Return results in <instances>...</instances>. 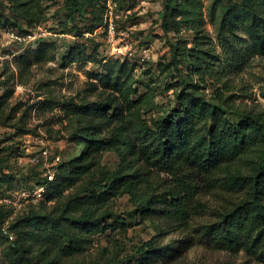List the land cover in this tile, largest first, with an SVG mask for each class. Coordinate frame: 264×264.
<instances>
[{"label": "rangeland", "instance_id": "1", "mask_svg": "<svg viewBox=\"0 0 264 264\" xmlns=\"http://www.w3.org/2000/svg\"><path fill=\"white\" fill-rule=\"evenodd\" d=\"M228 1L197 2L207 36L204 43L213 53L211 58L207 55L208 69L198 75L190 73L187 60L176 68V43L190 47L200 38L190 23L172 14L168 0H0V173L12 178L0 188V264H25L17 262L4 228L14 233L11 224L31 210L60 211L69 196L89 180L90 174L83 175L52 200L47 195L50 184L39 200L21 194L44 181L48 171L56 173L61 162L81 150L71 137L73 128L63 104L77 101L83 94L91 96L93 83L104 90L98 81L104 63L120 59L133 65L138 89L133 97L142 95V114L148 121L179 109L176 97L185 87L215 101L217 93H223L235 109L229 114L231 120L237 121L243 111L264 115V53L249 48L248 35L242 31L237 33L238 44L229 48L219 35L222 6ZM257 152L252 150L239 160L244 172L251 171L250 160ZM115 168L116 154L107 152L96 159L92 170L101 178L102 171ZM153 171L161 178L167 176L164 171ZM199 196L207 205L196 210L187 223L193 234L203 222L216 219L231 194L203 187ZM135 208L128 195L119 197L115 212L126 217L127 230L119 227L96 233L86 248L74 255L61 254L59 247L47 240H34L35 260L46 264H130L137 245L154 236H161L164 242L191 240V233L177 225L168 227L171 221H142ZM117 215L108 221L112 223ZM159 221L164 226L162 233L156 227ZM41 252H46V260ZM168 264H258V260L243 250L199 241L181 249L180 256Z\"/></svg>", "mask_w": 264, "mask_h": 264}, {"label": "trees", "instance_id": "2", "mask_svg": "<svg viewBox=\"0 0 264 264\" xmlns=\"http://www.w3.org/2000/svg\"><path fill=\"white\" fill-rule=\"evenodd\" d=\"M198 1L168 0L166 5L200 38L190 47L176 43V68L187 60L190 73L201 75L213 53L204 43L207 36ZM175 26L179 27L178 21ZM218 31L224 47L238 44L237 33L242 31L248 35L249 48L264 53V0H229L222 6ZM98 77L104 90L93 83L91 96L83 94L63 104L73 128L71 137L81 150L58 165L54 180L46 175L38 185L50 184L47 195L52 200L83 175L91 176L60 211L31 210L11 224L10 244L17 262L46 264L35 260L34 240H47L70 256L82 252L96 233L119 227L126 231L129 222L117 215L115 206L119 197L128 195L142 221L163 219L171 221L168 227L177 225L191 233L190 241L164 242L158 235L138 244L130 264H168L180 256L181 249L199 241L243 250L264 264V115L243 111L237 121L231 120L229 114L235 109L223 93H217L215 101L185 87L176 97L179 109L148 121L142 114V95L133 97L138 89L129 61L104 63ZM252 150L258 152L250 160L251 171L244 172L238 162ZM107 152L116 154V168L96 178L92 168ZM154 169L167 176L161 178ZM11 179L0 173V188ZM203 187L221 188L231 197L214 221L203 222L193 234L187 223L196 210L206 208L199 196ZM115 214L117 218L109 222ZM158 223L162 233L164 226Z\"/></svg>", "mask_w": 264, "mask_h": 264}, {"label": "built area", "instance_id": "3", "mask_svg": "<svg viewBox=\"0 0 264 264\" xmlns=\"http://www.w3.org/2000/svg\"><path fill=\"white\" fill-rule=\"evenodd\" d=\"M110 26H111V31H112L113 25H110ZM28 36L32 37L33 34H29ZM18 37L20 38L21 36H18ZM24 39H26V37H24ZM46 175H47V178L49 181H52L55 178V172L54 171H48ZM45 193H46V184L37 185L32 190L23 189L21 192V194L24 198L28 199L29 197H32L34 200H39V199L43 198ZM4 231L9 235L10 239H13V237H14L13 234H11V232L8 231L7 228H4Z\"/></svg>", "mask_w": 264, "mask_h": 264}]
</instances>
